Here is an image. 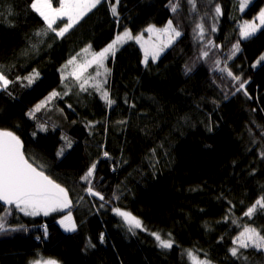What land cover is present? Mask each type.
<instances>
[{
    "label": "trees",
    "instance_id": "1",
    "mask_svg": "<svg viewBox=\"0 0 264 264\" xmlns=\"http://www.w3.org/2000/svg\"><path fill=\"white\" fill-rule=\"evenodd\" d=\"M30 4L0 0V73L10 81L0 87V129L20 138L25 158L65 188L71 205L29 219L0 203V264L44 258L57 264H191L188 250L211 264H264V250L230 254L246 226L264 235V209L244 216L264 196V62L257 63L264 27L240 36L242 21L252 20L264 0L243 11L240 0H101L63 37L44 34L47 26ZM168 20L181 35L157 61L143 64L129 40L108 55L107 75L100 69L97 77L95 66L87 70L85 76L102 83L115 101L110 107L94 88L81 91L71 77L61 80L63 66L85 47L98 52L125 29L137 36ZM33 70L39 78L29 86L23 77ZM240 82L245 87L237 91ZM53 91L59 95L29 118ZM93 163L92 187L104 200L90 196L81 179ZM114 208L139 219L145 230L129 231ZM69 213L76 230L66 233L58 221ZM151 233L171 239L173 247L160 248Z\"/></svg>",
    "mask_w": 264,
    "mask_h": 264
},
{
    "label": "snow or ice",
    "instance_id": "2",
    "mask_svg": "<svg viewBox=\"0 0 264 264\" xmlns=\"http://www.w3.org/2000/svg\"><path fill=\"white\" fill-rule=\"evenodd\" d=\"M118 2V0H117ZM193 0H189L192 3ZM101 0H59V6L53 7V0H31V9L38 13L43 19L44 24L47 26L43 30L44 34L49 31H54L57 37H63L70 29L74 27L84 16L95 9ZM249 0H240V11H243L247 7ZM113 16L117 15V9L115 6H110ZM172 11H176V6H172ZM217 15L221 13L219 6L215 8ZM66 19V23L58 30L53 26L58 20ZM259 24L245 22L240 26V36L242 39L251 37L257 30L264 27V9H261L259 15L256 17ZM200 29V34H203V27L197 25ZM213 27L212 31H215ZM145 31L148 33H157L158 35L167 36V40L160 46H154L149 49L141 43L142 37H133L132 33L125 29L122 34H117L115 39L109 43L106 47L98 52L91 51V46L85 47L82 50V54L78 53L67 61V63L61 69V80L64 81L71 77L75 80L81 91H87L88 87L95 89L100 94L102 100L110 107L115 101L110 99L108 91L104 90L102 83L95 82V78L91 76H85L87 70L93 66L96 67V76H100L102 73L100 69L104 70L105 75L108 74V69L105 68V60L108 58V54L113 56L117 49V45L122 44L127 40L135 39L137 43L141 44V48L144 50V63H148L149 56L152 61H155L164 48L168 47L173 40L181 35L176 28L173 27L172 21L169 20L167 25L163 29H156L149 25ZM42 33L37 32L36 35L40 36ZM239 50L238 45L233 46V55ZM202 57L208 56L207 51L201 53ZM90 57V58H89ZM82 61V62H78ZM264 62V56L259 58L257 63ZM219 63V61H217ZM255 67V65H253ZM71 68V71H69ZM222 71L227 72V75L234 81H240V77L234 75L231 71L225 67ZM39 78V73L33 70V73L23 77L27 81V84L32 85L36 79ZM19 79V78H18ZM92 81V83H90ZM106 82V81H105ZM10 81L0 73V87L7 89ZM245 82H240L237 91L243 90ZM247 96V91L244 92ZM59 93L53 91L45 98L44 101L37 104L35 108L28 113L29 118H33L34 114L44 108L54 97H57ZM67 95V92L64 93ZM123 123V121H121ZM91 127V125H88ZM40 130H44V126H40ZM65 140V144L68 148L72 147L71 141L67 137H62ZM23 145L20 138L11 131H0V202L4 205H14L15 208L24 213L26 216H36L43 213L45 216L52 211H62L65 208L70 207L71 201L69 200L68 192L61 185L55 183L49 176L45 175L42 170H38L33 166L26 158L22 151ZM63 155V148L57 152V156ZM106 157L108 153L104 154ZM96 169V164L93 163L84 174L81 179L85 181L89 187L87 192L90 196L98 197L100 200H104V196L99 192L93 190L92 177ZM264 209V196L255 200V202L247 208L244 212V216L251 219L257 212V209ZM7 213L9 209L5 208ZM114 213L123 218L124 222L129 226V231L133 228L144 231L142 223L139 219L132 216L130 213L121 211L119 208L113 209ZM3 218L0 217V220ZM228 217H225L227 220ZM62 227L66 232L76 230V225L72 222L71 213L64 217L60 221ZM4 224L0 223V231H4ZM15 230V229H14ZM157 241V245L162 249H170L173 247L174 241L171 239H162L159 233H151ZM101 241L103 242V235H101ZM233 244L236 245L230 249V254L233 257L238 256L239 249H247L249 247L256 250H264V235H261L256 228L246 226L244 230L233 240ZM187 256L191 261V264H211L207 259H199L191 250L187 251ZM32 264H57L55 260H42L37 259Z\"/></svg>",
    "mask_w": 264,
    "mask_h": 264
},
{
    "label": "rangeland",
    "instance_id": "3",
    "mask_svg": "<svg viewBox=\"0 0 264 264\" xmlns=\"http://www.w3.org/2000/svg\"><path fill=\"white\" fill-rule=\"evenodd\" d=\"M253 0H249V3H248V5L252 2ZM247 5V6H248ZM59 6V0H53V7H58ZM246 8V7H245ZM262 9H264V7L262 8ZM259 15V13L252 19V20H249V21H247V20H245V21H242V23H241V25H243L246 21L247 22H249V23H256V24H259V21L256 19V17ZM58 21H61V20H58ZM57 21V22H58ZM63 21V20H62ZM64 21H66V19H64ZM169 21V20H168ZM67 22V21H66ZM168 23V22H167ZM167 23L165 24V25H163V26H161V27H158V26H153V25H151V26H153L154 28H156V29H163L166 25H167ZM173 24V23H172ZM64 25V24H63ZM63 25L61 26V27H63ZM173 27L174 28H176L174 25H173ZM177 29V28H176ZM260 30V28L257 30V32ZM177 31H179L178 29H177ZM256 32V33H257ZM256 33H254V34H256ZM253 34V35H254ZM137 36H141L142 37V40H141V43H143L144 44V46L146 47V48H149V49H151V48H153L154 46H160L164 41H166L167 40V36H162V35H158L157 33H148L147 31H145V34H140V35H137ZM133 37H135V36H133ZM179 37H177L175 40H173V42L168 46V47H166V48H164L163 49V51L160 53V55L157 57V59L155 60V61H157L159 58H160V56L161 55H163L164 54V52L166 51V50H168L170 47H171V45L178 39ZM242 39V38H241ZM127 41H129V40H127ZM131 41H133L137 46H138V48L140 49V51H141V53H142V61H144V50L141 48V44L140 43H137L136 42V40L135 39H132ZM109 54H111V53H109ZM108 54V55H109ZM262 56H264V52H263V55ZM150 61H152V59H151V56H149V59H148V62H150ZM143 64H145L144 62H143ZM12 206H14V205H12ZM15 207V206H14ZM15 210H16V212H18V214H21L23 217H25V218H29V219H34V218H37V217H47V216H49V215H51V214H55V213H62V212H65L66 211V208L65 209H63L62 211H52V212H49V214L47 215V216H45L43 213H41V214H39V215H36V216H26V215H24V213L23 212H21V211H19V210H17L16 208H15ZM68 215V214H67ZM67 215H65V216H67ZM64 216V217H65ZM71 216H72V214H71ZM64 217H62L59 221H58V225H59V227L64 231V232H66L65 230H64V228L62 227V225H61V223H60V221L61 220H63L64 219ZM72 222L75 224V221H74V217L72 216ZM76 225V224H75ZM71 232H73V231H71ZM71 232H66V233H71ZM50 258H44L43 260H49ZM52 260V259H51Z\"/></svg>",
    "mask_w": 264,
    "mask_h": 264
},
{
    "label": "water",
    "instance_id": "4",
    "mask_svg": "<svg viewBox=\"0 0 264 264\" xmlns=\"http://www.w3.org/2000/svg\"><path fill=\"white\" fill-rule=\"evenodd\" d=\"M0 131H3V130L0 129ZM22 151H23V148H22ZM23 153H24V151H23ZM0 203L3 204L2 202H0ZM3 205H4V204H3ZM4 206H7V205H4Z\"/></svg>",
    "mask_w": 264,
    "mask_h": 264
}]
</instances>
